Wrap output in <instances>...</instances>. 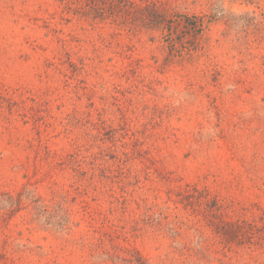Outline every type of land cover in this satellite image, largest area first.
<instances>
[{"label":"rangeland","instance_id":"rangeland-1","mask_svg":"<svg viewBox=\"0 0 264 264\" xmlns=\"http://www.w3.org/2000/svg\"><path fill=\"white\" fill-rule=\"evenodd\" d=\"M148 1L0 0V264H264V0Z\"/></svg>","mask_w":264,"mask_h":264},{"label":"trees","instance_id":"trees-1","mask_svg":"<svg viewBox=\"0 0 264 264\" xmlns=\"http://www.w3.org/2000/svg\"><path fill=\"white\" fill-rule=\"evenodd\" d=\"M76 6L77 13L83 16H91L101 21L119 19L122 24L129 26L130 30L136 27L154 30L163 37L177 33V40L182 36L189 35L196 39L201 35L205 27L203 16H187L170 12L159 1L139 0H61ZM179 27L183 31H180ZM194 44V42H192ZM195 46V45H194ZM192 46V49H194ZM171 52H176L175 42L171 43ZM189 51V50H188ZM1 202V201H0ZM10 206L12 198H8ZM12 212V210H11ZM4 255L0 254V261Z\"/></svg>","mask_w":264,"mask_h":264}]
</instances>
